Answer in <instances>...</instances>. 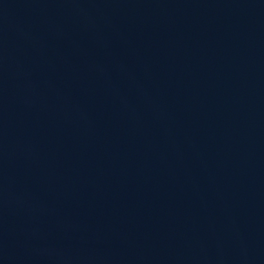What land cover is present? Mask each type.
Segmentation results:
<instances>
[{
  "label": "water",
  "instance_id": "1",
  "mask_svg": "<svg viewBox=\"0 0 264 264\" xmlns=\"http://www.w3.org/2000/svg\"><path fill=\"white\" fill-rule=\"evenodd\" d=\"M0 264H264V0H0Z\"/></svg>",
  "mask_w": 264,
  "mask_h": 264
}]
</instances>
